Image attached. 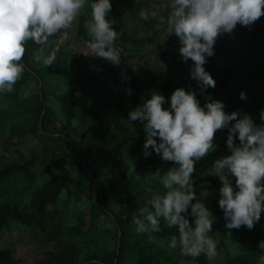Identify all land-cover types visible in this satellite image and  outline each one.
<instances>
[{
    "label": "rangeland",
    "instance_id": "rangeland-1",
    "mask_svg": "<svg viewBox=\"0 0 264 264\" xmlns=\"http://www.w3.org/2000/svg\"><path fill=\"white\" fill-rule=\"evenodd\" d=\"M112 4L110 18L121 33L117 46L126 53L120 65L87 48L89 6L66 39L55 37L45 49L49 54L60 48L53 65L36 62L41 46L28 42L23 78L14 92L0 96V170L25 168L0 180V264H264L259 248L264 212L252 229H226L219 206L222 182L208 174L215 160L231 154L227 128L217 130L214 151L193 173L197 199L214 214L209 235L217 241V257L193 259L169 248L179 233L163 220L160 232H136L133 216L151 198L145 189L163 192L159 181L175 165L154 151L145 158L143 125L128 121L153 92L165 96L167 108L173 92L183 87L196 92L201 106L211 97L222 100L228 113H247L264 123V15L217 38L205 65L216 86L202 91L191 76L193 62L182 60L179 39L167 24L140 19L142 9H159L167 18L169 0Z\"/></svg>",
    "mask_w": 264,
    "mask_h": 264
},
{
    "label": "clouds",
    "instance_id": "clouds-1",
    "mask_svg": "<svg viewBox=\"0 0 264 264\" xmlns=\"http://www.w3.org/2000/svg\"><path fill=\"white\" fill-rule=\"evenodd\" d=\"M89 6L91 19L84 25L90 37L87 48L92 55L120 65L126 53L117 46L121 33L114 28L116 19L110 18L112 0H0V96L14 92L23 78L28 42L41 46L34 57L36 62L45 67L53 65L60 48L52 47L49 54L45 49L55 44V37L66 39ZM169 6L167 18L159 9H142L140 19H158L167 24L168 32L179 39L182 60L193 62L191 76L202 91L216 86L205 65L215 54L217 38L231 34L238 24L250 27L264 15V0H169ZM128 91L131 94L132 90ZM240 98L246 100V92L242 91ZM165 104V96L153 92L128 116V121L143 125L145 158L154 151L163 161L175 165L159 181L163 192L145 189L151 198L137 210L132 223L138 234L157 233L163 220L179 233L171 237L169 248H179L183 256L193 259L204 255L213 260L218 255L217 241L209 235L214 214L204 200L197 199L193 180L196 164L214 151L217 130L227 128L231 154L215 160L208 174L218 176L222 182L219 206L224 211L225 228L252 229L264 212V123L258 125L247 113H228L222 100L211 97L201 106L196 92L183 87L173 92L169 107ZM260 118L264 121V109ZM154 175L160 177L161 173ZM202 195L209 193L205 190ZM189 217L194 220L190 222ZM259 248L264 249V241Z\"/></svg>",
    "mask_w": 264,
    "mask_h": 264
},
{
    "label": "trees",
    "instance_id": "trees-1",
    "mask_svg": "<svg viewBox=\"0 0 264 264\" xmlns=\"http://www.w3.org/2000/svg\"><path fill=\"white\" fill-rule=\"evenodd\" d=\"M25 170V168L18 166V165H9L8 167L0 170V180H5L7 179L12 173H14L17 170ZM252 237H258V235L250 233ZM119 257V256H118Z\"/></svg>",
    "mask_w": 264,
    "mask_h": 264
}]
</instances>
